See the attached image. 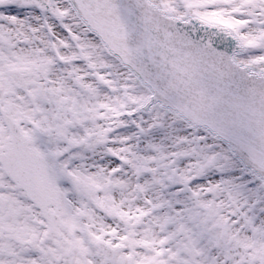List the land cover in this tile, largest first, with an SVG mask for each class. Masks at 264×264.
<instances>
[{"label":"snow or ice","instance_id":"6c2138e0","mask_svg":"<svg viewBox=\"0 0 264 264\" xmlns=\"http://www.w3.org/2000/svg\"><path fill=\"white\" fill-rule=\"evenodd\" d=\"M0 264H264V0H0Z\"/></svg>","mask_w":264,"mask_h":264}]
</instances>
